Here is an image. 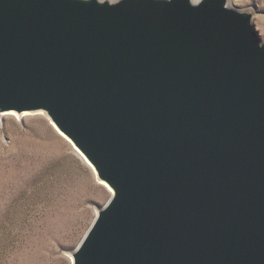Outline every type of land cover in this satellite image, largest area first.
<instances>
[{"label":"water","instance_id":"water-1","mask_svg":"<svg viewBox=\"0 0 264 264\" xmlns=\"http://www.w3.org/2000/svg\"><path fill=\"white\" fill-rule=\"evenodd\" d=\"M229 0H0V112L40 111L112 190L71 264H264V42Z\"/></svg>","mask_w":264,"mask_h":264},{"label":"rangeland","instance_id":"rangeland-1","mask_svg":"<svg viewBox=\"0 0 264 264\" xmlns=\"http://www.w3.org/2000/svg\"><path fill=\"white\" fill-rule=\"evenodd\" d=\"M253 11L264 41V0ZM44 113L0 117V264H71L69 251L110 196Z\"/></svg>","mask_w":264,"mask_h":264},{"label":"bare ground","instance_id":"bare-ground-1","mask_svg":"<svg viewBox=\"0 0 264 264\" xmlns=\"http://www.w3.org/2000/svg\"><path fill=\"white\" fill-rule=\"evenodd\" d=\"M229 5L230 6H232V7H235V6H233V4H232V0H229ZM261 39V38H260ZM262 40V39H261ZM263 41V40H262ZM264 42V41H263ZM40 111H36V112H23V113H19L18 115H27V114H33V113H39ZM13 113H15V112H12V111H2V112H0V117H2L4 114H13ZM40 113H42V112H40ZM17 114V113H16ZM50 121V120H49ZM50 123L53 125V123L50 121ZM54 126V125H53ZM54 128L56 129V127L54 126ZM57 130V129H56ZM58 131V133L60 134V135H62L64 138H66V140L67 141H69L70 142V144H72V147L74 148V149H72V150H74V152L76 153V155L78 156V158L81 160V161H83L92 171H94V174H95V178L97 179V177H96V172H95V170H94V167L92 166V164L86 159V157L82 154V152L78 149V148H76L75 146H74V144L71 142V140L70 139H68L63 133H61L59 130H57ZM97 181L99 182V183H101V184H103L104 186H106L108 189H109V191H110V195H111V193H112V190L110 189V187L106 184V183H104L103 181H101V180H98L97 179ZM70 258V260H71V262H72V259H71V256L69 257Z\"/></svg>","mask_w":264,"mask_h":264}]
</instances>
